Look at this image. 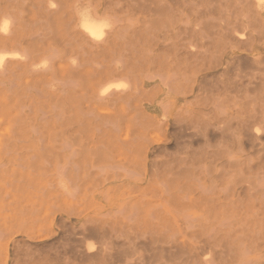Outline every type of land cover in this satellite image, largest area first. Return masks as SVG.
<instances>
[{
  "label": "rangeland",
  "instance_id": "1",
  "mask_svg": "<svg viewBox=\"0 0 264 264\" xmlns=\"http://www.w3.org/2000/svg\"><path fill=\"white\" fill-rule=\"evenodd\" d=\"M223 1L0 0V264H264V122L220 103L264 92V39L217 69Z\"/></svg>",
  "mask_w": 264,
  "mask_h": 264
},
{
  "label": "bare ground",
  "instance_id": "2",
  "mask_svg": "<svg viewBox=\"0 0 264 264\" xmlns=\"http://www.w3.org/2000/svg\"><path fill=\"white\" fill-rule=\"evenodd\" d=\"M163 2H165V3H167V5H168V3H169V5L168 6H166L165 8H162V7H156L155 5L154 6H151V5H149V4H147V6H150V9H149V11L150 12H153V17H155L156 19L158 18L160 21H165V22H167V19L169 18V16L167 15V12H171L172 10H174L173 9V7H171V5L172 6H174V5H179V3L181 2V3H186V2H188L189 0H170V2L168 1V0H162ZM206 1V0H205ZM211 1V0H210ZM224 1H226V0H224ZM223 1V2H224ZM230 1V3H229V5L226 7V10H228V12L226 13H224L223 12V10H225V9H223L222 10V12H221V15L222 16H219V18H221V19H224V21H225V29H223L222 31L220 30L219 32H217V39H213L212 41V43H213V49L215 50V52H217V59H218V64H217V69H220V67H222L223 66V60H224V58H225V56L226 55H228V54H231V55H233V54H237L236 55V57L234 58V59H232L231 61L232 62H230L229 64H227V65H225V68H224V73L226 74L228 71H229V69H231L233 66H237V68H238V70L237 71H239L238 73L239 74H241V73H244L242 70V67H240V65L241 64H239V63H236V62H238V60H240L242 57H241V55H238V53H239V51H252L253 49H250L251 47H249L250 45H254V42L257 40V38H263L264 39V0H229ZM61 2H64L65 3V0H61ZM140 2H142V1H140ZM171 2H173L174 4H172ZM200 2H201V0H200ZM207 2H208V0H207ZM206 2V3H207ZM181 3H180V5H181ZM210 3V2H209ZM222 3V2H221ZM41 4V3H40ZM116 5H119V4H117V3H115ZM132 4H134L133 2H132ZM145 4V3H144ZM189 4H191V3H189ZM188 4V5H189ZM194 5H196V6H194V5H190L191 7H197V4H195V3H193ZM208 4V3H207ZM211 4V3H210ZM220 4V3H219ZM187 5V6H188ZM213 5H214V3H213ZM221 6H222V4H220ZM146 6V5H145ZM210 6V5H209ZM215 6H216V4H215ZM219 6V5H218ZM190 7V8H191ZM212 7V6H211ZM210 7V8H211ZM41 8H42V6H41ZM186 8V7H185ZM184 8V9H185ZM198 8V7H197ZM207 11V10H206ZM46 12V11H45ZM192 12V11H191ZM212 12V11H211ZM172 13H173V11H172ZM209 13V12H208ZM227 14V15H226ZM179 15H180V13H179ZM6 19V18H5ZM186 19H187V17H186ZM212 19V18H211ZM210 19V20H211ZM212 20H214V19H212ZM217 21V20H216ZM212 22H214V21H212ZM72 23V22H71ZM202 23V22H201ZM1 25V24H0ZM3 25V24H2ZM8 25V24H7ZM13 25V24H12ZM11 25V26H12ZM36 26V25H35ZM165 26H167V23H165ZM187 26V25H186ZM197 26V25H196ZM200 26V25H199ZM10 27V26H9ZM80 27L82 28V30L87 34V35H89V36H91V37H94V38H101L102 37V33H103V31H102V29H101V27H99V26H97L96 24H94V23H92L90 20H88V19H86V18H82V20L80 21ZM188 27V26H187ZM167 28H169V25L167 26ZM198 28H200V27H198ZM157 32L159 33V31L157 30ZM199 32H200V30H199ZM204 32H202L201 31V33L200 34H203ZM211 33V32H210ZM12 34V33H11ZM175 35L174 36H177L176 37V42H174L173 43V45H171V47H172V49L174 50V51H178V52H180V51H182V50H184V48H185V46L187 47V44L185 45V44H183L182 43V41H183V39L182 38H179V32H177V33H174ZM193 34H194V32H193ZM192 34V35H193ZM186 35V34H185ZM205 34H203V36H204ZM37 36V35H36ZM39 36V35H38ZM198 36V35H197ZM202 36V35H201ZM40 37V36H39ZM149 37H151V36H149ZM34 38H36V37H34ZM200 39H201V37H199ZM204 39H206V37L204 38ZM208 40H209V38H208ZM260 40V39H259ZM261 42V41H260ZM189 44V43H188ZM205 44H207V43H205ZM68 46H71V45H68ZM205 45H204V43L203 44H201V48L202 47H204ZM81 47V46H80ZM230 47V48H229ZM79 48V47H78ZM80 50H81V48H80ZM50 51V50H49ZM54 51V52H53ZM52 52L53 53H55V50H53ZM197 51V50H196ZM209 52V49H206V50H204V51H202V52H191V50H188V53L189 54H191V56H201V57H206L207 56V53ZM238 52V53H237ZM196 54V55H195ZM13 55V54H12ZM14 55H16V52L14 51ZM25 54H23V56H24ZM27 55V54H26ZM210 55V54H209ZM17 56V55H16ZM20 56V55H19ZM19 56H18V58H19ZM22 56V55H21ZM22 56V57H23ZM25 58V61L27 60L28 61V59H26V56H24ZM53 57V56H52ZM51 57V61H53L52 59H55V58H52ZM54 57H55V55H54ZM50 58V57H49ZM77 58V57H76ZM215 58V57H214ZM214 58H212V59H214ZM23 59V58H22ZM21 59V60H22ZM48 59V58H47ZM57 59V58H56ZM10 60V59H9ZM12 60V59H11ZM15 60V59H14ZM17 60H19V59H17ZM50 59H48V61H49ZM77 60V59H76ZM178 60V59H177ZM50 61V62H51ZM6 63H7V61H5ZM213 62V61H212ZM254 62H255V64H253L252 65V67H256L255 69H253V70H255V71H258L259 73H262V69H261V64L263 63V58L262 59H259V60H254ZM121 63V62H120ZM49 64L50 63H48V66H49ZM247 65V64H246ZM35 66V65H34ZM77 66V65H76ZM232 66V67H231ZM249 66V65H248ZM32 67V66H31ZM50 67V66H49ZM72 67V66H71ZM78 67V66H77ZM231 67V68H230ZM245 67V66H244ZM240 69H242V70H240ZM245 69V68H244ZM233 70H236V69H232V71ZM44 71H46V70H44ZM48 71V70H47ZM234 72V71H233ZM223 73V72H222ZM258 73V74H259ZM258 74H253V73H249V74H246V75H248V79H247V86L249 85L250 87L251 86H255V88H257L256 86H257V82H264V78H262L260 75H258ZM223 76V75H222ZM227 76V75H226ZM235 76V75H234ZM264 76V75H263ZM156 77V76H155ZM160 77V76H159ZM235 77H237V76H235ZM213 78V77H212ZM222 78H224V77H222ZM239 78V80H238V82H232V81H230V82H232L227 88H226V91L229 93V94H231V92L232 91H235V92H240L241 91V89L239 88V90H237L238 88L236 87V85L239 83V85H241L240 83H242V80H243V78L241 77V76H239V77H237V79ZM119 80V79H118ZM161 80H163V78L161 79ZM203 80V79H202ZM213 80H214V78H213ZM218 80V79H217ZM231 80H236V79H234V77H233V79H231ZM245 80V79H244ZM122 82H123V80H121ZM124 81H126L125 80V78H124ZM219 81V80H218ZM55 82V81H54ZM60 82V81H59ZM66 82V81H65ZM119 82V81H118ZM117 82V83H118ZM216 82V81H215ZM57 83H58V81H57ZM68 83V82H67ZM66 83V84H67ZM69 83H71L72 84V82H69ZM112 83V82H111ZM124 83V82H123ZM208 83V82H207ZM220 84H221V82H219ZM62 84H64L63 82H62ZM61 84V85H62ZM107 84H109V83H107ZM200 84H202V83H200ZM264 84V83H263ZM68 85V84H67ZM124 85H126V84H124ZM212 85V84H211ZM216 85V84H215ZM215 85H214V88H218V86L217 87H215ZM64 86H66V85H64ZM71 86H73V85H71ZM105 86V85H104ZM104 86H102L101 85V88L99 87V89L101 90ZM167 86H168V84H167ZM63 87V86H62ZM181 87V86H180ZM209 86H207V88H208ZM210 87H212V86H210ZM245 87H246V85H245ZM109 88V87H108ZM111 88V87H110ZM113 88V87H112ZM115 88V87H114ZM130 88V87H129ZM254 88V87H253ZM62 89H64V88H62ZM105 89H106V87H105ZM117 89L118 88H115V89H110V91H112V92H114L115 90H116V92H117ZM213 89V88H212ZM249 89V88H248ZM248 89H246V91L244 90V94L243 95H235V96H229V94H225V97L222 99V100H220L221 102V104H223V103H226V104H229L228 106H230V105H232L233 107H235V111H236V113L237 114H239V115H241V116H243V117H239L238 119H237V126L238 127H240V130H239V135H241V132H243L242 130H243V127H246L247 129L246 130H248V129H252V132H250V130H249V132L253 135V137H255V139L251 136V135H249V133L247 134L246 133V131L244 132V133H246V136L247 135H249L250 136V138H248V141H250L251 140V137L254 139V140H258V141H260V134L258 133V129H257V127H258V125L259 124H261V123H263L264 122V92L262 93L261 91H260V93H262L261 95H260V93H259V95L258 96H256L255 98L253 97V96H248L249 94H248ZM114 90V91H113ZM122 90V93H123V90H124V88L123 89H121ZM120 90V91H121ZM129 90V89H128ZM127 90V91H128ZM200 90V89H199ZM209 90H211V89H209ZM220 90V89H219ZM229 90H231V91H229ZM63 91V90H62ZM61 91V92H62ZM105 91V90H104ZM119 91V90H118ZM190 91H191V93H193V92H195V87L194 86H192L191 87V89H190ZM212 91V90H211ZM210 91V92H211ZM242 91H243V89H242ZM256 91V90H255ZM36 92V91H35ZM109 92V91H108ZM112 92H110V93H112ZM104 93V92H103ZM125 93V92H124ZM205 93V92H204ZM203 93V94H204ZM100 94V93H99ZM98 94V95H99ZM105 94V93H104ZM121 94V93H120ZM217 94H218V92H217ZM39 95V94H38ZM101 95V94H100ZM99 95V96H100ZM106 96L108 95V94H105ZM110 95V94H109ZM109 95H108V97H109ZM210 95H211V93H210ZM98 96V97H99ZM101 97V96H100ZM110 97H111V95H110ZM249 97H251V98H249ZM253 97V98H252ZM102 98V97H101ZM101 98H99L100 99V101H101ZM102 99H104V95H103V98ZM220 99V98H219ZM213 100H215L214 98H213ZM220 103H218V104H220ZM217 106H219V105H217ZM216 106V107H217ZM220 109H223V108H221V106H220ZM224 112V111H223ZM222 113V112H221ZM221 113H220V115H221ZM222 115H224L223 113H222ZM221 115V116H222ZM225 116V115H224ZM235 119V118H234ZM233 118H232V120H234ZM232 120H230L231 122H232ZM227 121V120H226ZM219 122V121H218ZM229 122V121H228ZM230 122V123H231ZM223 123V122H222ZM199 124V123H198ZM225 124H228L227 122L225 123ZM223 125L225 128H226V125ZM184 125V124H183ZM262 125V124H261ZM261 125H259V126H261ZM191 126H192V124H191ZM201 126H202V124H201ZM219 126V125H218ZM221 126V125H220ZM219 126V127H220ZM227 126H229V124L227 125ZM181 127V126H180ZM218 127V130L220 129ZM224 127H222V129L224 128ZM264 127V126H263ZM189 128V127H188ZM207 128V127H206ZM213 128V127H212ZM256 128V129H255ZM192 129V128H191ZM255 130V132H254V130ZM188 130V129H187ZM195 130V129H194ZM204 130H206V129H204ZM224 130V129H223ZM222 130V131H223ZM226 131H230V130H227V128L225 129ZM236 130V129H235ZM234 130V131H235ZM221 131V130H220ZM189 132V131H188ZM192 132H193V130H192ZM261 132H263V131H261ZM195 133V132H194ZM193 133V134H194ZM200 133V132H199ZM199 133H197V134H199ZM225 132L223 131V134H224ZM234 133V132H233ZM188 134V133H187ZM192 134V135H193ZM220 134H222V133H220ZM222 134V135H223ZM235 134V133H234ZM233 134V135H234ZM191 135V134H190ZM196 135V134H195ZM202 135V134H201ZM203 135L205 136V134L203 133ZM230 135V134H229ZM236 135V134H235ZM235 135L233 136V137H235ZM262 135V134H261ZM194 136V135H193ZM248 136V137H249ZM195 137V136H194ZM201 137V136H200ZM203 137V136H202ZM201 137V139H203ZM223 137V136H222ZM221 137V138H222ZM225 137H226V135H225ZM230 137V136H229ZM185 138V137H184ZM206 138V137H205ZM231 138V137H230ZM229 138V139H230ZM237 138V137H236ZM188 139V138H187ZM239 139V138H238ZM250 139V140H249ZM234 140L236 141V139L234 138ZM237 141H239L240 142V140H237ZM247 141V142H248ZM191 142V141H190ZM229 142H231L230 140H229ZM262 142V141H261ZM184 143V142H183ZM208 143V142H207ZM219 143V142H218ZM251 144V143H250ZM218 145V144H217ZM231 145H232V143H231ZM179 146H180V144H179ZM253 146V145H252ZM257 147H258V143H257V145H256ZM224 147H225V145H224ZM264 148V147H263ZM226 149V148H225ZM240 150V149H239ZM225 151V150H224ZM227 151H228V149H227ZM264 151V150H263ZM262 151V149L260 150V152L262 153L263 152ZM223 152V151H222ZM259 152V153H260ZM203 153V152H202ZM216 153V152H215ZM219 153V152H218ZM221 153V152H220ZM229 153V152H228ZM257 153V152H256ZM167 154V153H166ZM195 154H196V152H195ZM200 154V153H199ZM217 154V153H216ZM223 153H221L220 154V156L222 155ZM198 155V154H197ZM197 155L195 156V157H197ZM257 155V154H256ZM168 156V155H167ZM206 156V155H205ZM204 157V156H203ZM200 158V156H198V158L197 159H199ZM229 163V162H228ZM156 165V164H155ZM234 165V164H233ZM250 165V164H249ZM228 167H233V166H228ZM234 167H236L235 165H234ZM238 167V166H237ZM236 167V168H237ZM248 168V167H247ZM239 169V168H238ZM226 174H227V172H226ZM231 178V177H230ZM228 179V178H227ZM247 179H250V178H247ZM252 179V178H251ZM258 180V179H257ZM232 181V180H231ZM255 182V180L254 181H252V183H254ZM250 191V190H249ZM255 193V192H254ZM258 193V192H257ZM262 195V194H261ZM264 195V194H263ZM226 196V195H225ZM253 196V195H252ZM252 196H251V198H252ZM104 236V235H103ZM102 237V236H101ZM100 237V238H101ZM104 238V237H103ZM127 246V245H126ZM133 246V245H132ZM154 246V245H153ZM103 247V246H102ZM116 247V246H115ZM122 247V246H121ZM124 247H125V245H124ZM123 247V248H124ZM127 247H129V246H127ZM120 249H122V248H120ZM128 249V248H127ZM133 249H134V247H133ZM123 250H125V249H123ZM150 250H152L151 248H150ZM131 251V250H130ZM159 251V250H158ZM81 252V251H80ZM102 252V251H101ZM100 252V253H101ZM123 252H125V251H123ZM77 253H79V251L77 252ZM82 253V252H81ZM119 253V252H118ZM122 253V252H121ZM131 253H132V251H131ZM153 253V252H152ZM75 254H76V252H75ZM105 254V253H104ZM124 254V253H123ZM161 254V257H162V253H160L159 252V255ZM175 254V253H174ZM174 254H172L171 256H173ZM81 256H83L82 254H80ZM79 255V256H80ZM100 255V254H99ZM118 255H120V254H118ZM125 255V254H124ZM127 255V254H126ZM157 255V254H156ZM155 255V256H156ZM165 255V254H164ZM76 256V255H75ZM80 256V257H81ZM152 256L154 257V253L152 254ZM176 256H178L179 257V254L177 255L176 254ZM184 256V255H183ZM183 256H181V257H183ZM86 257V256H85ZM125 257V256H124ZM124 257H122V258H124ZM127 257V256H126ZM157 257V256H156ZM168 257H169V255H168ZM175 257V256H174ZM160 258V257H159ZM170 258V257H169ZM180 258V257H179ZM171 259V258H170ZM143 261V260H142ZM157 262H158V260H157ZM162 261L160 260V263H161ZM164 262V261H163ZM159 263V264H160ZM149 264H151V263H149ZM154 264V263H153Z\"/></svg>",
  "mask_w": 264,
  "mask_h": 264
}]
</instances>
